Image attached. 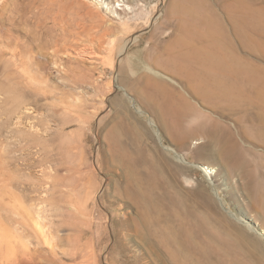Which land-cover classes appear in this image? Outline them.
<instances>
[{
    "label": "rangeland",
    "instance_id": "rangeland-1",
    "mask_svg": "<svg viewBox=\"0 0 264 264\" xmlns=\"http://www.w3.org/2000/svg\"><path fill=\"white\" fill-rule=\"evenodd\" d=\"M16 1L3 20L10 44L0 45L1 229L15 246L2 243L0 264H264V208L251 179L217 155L191 153L201 138L182 148L173 125L179 109L191 115L179 95L228 125L236 114L219 116L165 68L178 39L201 47L196 36L217 22L245 69L264 75V29L240 48L227 11L235 0H198L204 7L189 14L197 0ZM248 2L264 13V0ZM132 174L158 183L150 192L161 221L148 235ZM184 232L191 243L173 241Z\"/></svg>",
    "mask_w": 264,
    "mask_h": 264
},
{
    "label": "bare ground",
    "instance_id": "bare-ground-1",
    "mask_svg": "<svg viewBox=\"0 0 264 264\" xmlns=\"http://www.w3.org/2000/svg\"><path fill=\"white\" fill-rule=\"evenodd\" d=\"M189 1L192 0H188V2ZM12 2L13 0H0V45L10 44L9 35L11 34L7 31L3 20L5 19V15H8L12 10L11 7L12 5L14 6ZM15 3H18V1L15 0ZM248 3V0H235L228 4L227 11H229V16L232 20V32L240 48H245L246 46L249 47L251 42L254 41L250 35V31L259 35L261 30L264 29V13L253 9ZM186 6L188 7V5H185L184 8H187ZM203 7V3L197 0L194 1L193 7H190L187 10L185 9V11L189 14L190 11L199 10ZM13 13H15L14 10H12V14ZM209 24L212 26V28L207 26L211 29L210 32L207 29L208 33L204 32L205 35L204 33L197 36L195 35L198 37V40H201V43L202 40H205L201 47L192 48L185 38L181 37L180 40L178 39L177 41H179L180 50H178L176 55L171 54L169 56V60L171 61L169 66H167L168 68H165L177 77L183 78L191 93L200 98L206 106L213 109L219 116L231 117L236 114V118L233 122L234 125H228L225 122L223 123L221 119L219 120V118H212L211 116L196 110L188 100L181 95H179L180 106L190 110L191 115L183 113L180 109L178 111L176 110L177 119L174 121L175 124L173 125H177L180 129V145L182 148H188L187 142L190 138H201L203 139L202 144L196 147L195 150H192L191 153H198V155L205 153L207 156L217 155L218 159L220 157L222 160H227L225 162H231V164L228 162L231 171L242 170L244 174L251 179L250 181H252L250 186L253 201L256 205L261 204L264 208V178H259L257 176V172L262 176L263 172L261 169L264 168V162L261 161V154L254 149L255 146H260L264 149V75L258 72V70L253 71L245 69L242 58L240 54L237 53L228 30L223 27V25H220L222 23L219 24L217 22H212ZM86 56L90 61H96L99 58L98 53H91ZM150 71L156 75L158 74L156 71H152L151 68ZM142 78L152 86L155 93L162 95V97L163 95L167 96V90L165 89L162 80L148 74L143 75ZM245 122H248V125H246ZM246 143L248 146H245ZM212 147L216 148L213 149ZM247 153H250L251 157L254 159L250 160L247 158L246 155H249ZM225 162L224 164H226ZM228 163L226 164V167H228ZM130 176L134 179V191L131 189L134 196L135 194L137 198L140 197V195L142 196V198H139L142 199L143 203L142 221L144 222V225L147 226L146 235H148L151 234L152 231L150 226L153 225V230H159L157 225H159L161 221L160 207L157 202L158 199H154L155 202L153 200L154 196L150 192V189L154 190V188H156L155 186H158V183L156 182V185L154 186L148 184L144 187L143 178L136 177L133 174ZM1 190L2 189H0V196H3ZM165 197L166 195L163 196V198ZM203 198L206 203L212 201L206 194H203ZM5 208L6 207L0 198V248L3 247L1 246L2 243H4L5 246L8 244L11 246L10 251L12 249L14 252L13 246H15V244L12 246L11 243L12 235L14 234L10 232L11 229L9 232L5 229H1L2 211ZM149 209L150 211L147 213ZM122 218H126L125 215ZM204 219L206 220L207 217ZM124 222L128 223L127 220ZM140 223L142 224V222ZM135 229L137 230L138 228ZM140 231L141 230L138 232ZM189 232H184V234L187 233L191 236V233ZM43 233H41L43 234L42 238L45 236L46 239V234L44 231ZM187 234H185V236L183 234L180 236L172 235V238L174 239L173 241L177 243L180 241L191 243L193 237L189 240L190 237L188 238ZM235 238L239 239L238 237H234V239ZM236 239L235 241H232L235 243ZM236 243H239V240ZM23 245H25L24 242ZM228 245L229 244H227V247ZM233 246L234 245H231V247ZM234 249H236V247Z\"/></svg>",
    "mask_w": 264,
    "mask_h": 264
}]
</instances>
